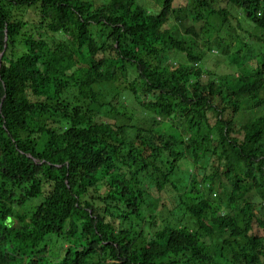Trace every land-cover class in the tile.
<instances>
[{"label": "trees", "instance_id": "16d2710c", "mask_svg": "<svg viewBox=\"0 0 264 264\" xmlns=\"http://www.w3.org/2000/svg\"><path fill=\"white\" fill-rule=\"evenodd\" d=\"M0 264H264V0H0Z\"/></svg>", "mask_w": 264, "mask_h": 264}, {"label": "rangeland", "instance_id": "374dc122", "mask_svg": "<svg viewBox=\"0 0 264 264\" xmlns=\"http://www.w3.org/2000/svg\"><path fill=\"white\" fill-rule=\"evenodd\" d=\"M142 1H151V0H142ZM154 1V0H152ZM183 56V55H181ZM225 58L218 52L217 49H214L212 51V54L209 55L206 59H205V63L207 67L213 68L217 65L218 67V71H226V69L224 68L225 66ZM224 65V66H223Z\"/></svg>", "mask_w": 264, "mask_h": 264}]
</instances>
